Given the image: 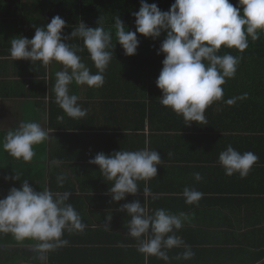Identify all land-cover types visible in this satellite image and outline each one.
I'll use <instances>...</instances> for the list:
<instances>
[{"label":"clouds","instance_id":"1","mask_svg":"<svg viewBox=\"0 0 264 264\" xmlns=\"http://www.w3.org/2000/svg\"><path fill=\"white\" fill-rule=\"evenodd\" d=\"M131 15L135 18V31L128 30L120 17H115L116 43L122 47L125 56H133L140 44L137 34L155 41L166 33L156 50L157 55L164 56L155 81L162 93L159 103L182 116L186 126L193 122L207 124L206 108L223 98L221 86L226 83V78L236 74L241 57L218 54L222 46L243 53L249 46V37L255 42L264 33V0H237L235 6L229 0H174L167 11H162L156 3L140 0L139 10ZM96 23L93 28L80 21L65 36L62 30L67 26L66 21L56 15L46 26L35 27L31 39L23 36L10 39L9 58L13 61H39L45 67L55 61L62 65V70L55 73L51 91L55 94V102L72 119L86 117L88 110L80 106L79 97L71 93L70 86L75 83L89 88L102 87L104 73L112 59L109 50L113 47L112 32L105 30L101 17ZM73 39L82 40L83 47L68 43ZM85 49L97 69L94 74L78 55ZM247 96L243 93L225 103L231 106ZM63 118L58 117L59 120ZM51 132L37 122H20L9 128L0 140V148L17 160L29 162L35 156L33 146L48 139ZM258 159L251 151L241 153L229 145L220 152L218 163L226 176L238 173L243 179ZM161 162L160 152L151 150L147 140L143 149H120L110 154L99 152L88 160L90 165L98 167L107 183L111 182L107 194L112 202L125 201L128 195L135 196L141 192L138 182H145L143 204L134 199L117 209L130 217L126 235L136 240L137 251L143 254L145 264L152 256L167 264L168 252L173 248L184 249L176 256L177 260H190L195 255L191 246L176 234L188 219L187 214L177 215L164 208L153 210L147 205L149 198H159L147 186V181L157 176V166ZM55 163L59 165L60 162ZM193 176L196 181L203 179L198 172ZM3 179L5 182L19 181L20 175H5ZM64 180L65 176H58V186L62 187ZM40 189L37 191L25 179L19 188L11 187L7 195L0 198V233L11 234L17 241H37L35 249L45 253L68 244L62 239L65 231L82 232L86 225L73 205L67 203L70 192H53L48 187ZM180 195L186 204L197 205L204 193L185 187ZM111 218L106 220L108 229ZM119 246L126 247L124 244Z\"/></svg>","mask_w":264,"mask_h":264},{"label":"crops","instance_id":"2","mask_svg":"<svg viewBox=\"0 0 264 264\" xmlns=\"http://www.w3.org/2000/svg\"><path fill=\"white\" fill-rule=\"evenodd\" d=\"M11 2L12 0H0V139L9 128H14L20 122H37L52 131L45 144L40 143L35 149L45 161L42 163L46 170L45 175L49 176L53 171V175L66 176L62 188L70 186L74 189L71 192L66 190L71 193L67 203L73 205L81 216L82 223L86 225L82 232H64L62 239H66L68 244L54 250L55 264H145L143 254L137 251L136 240L126 235V224L130 217L124 212L117 211L121 204L134 199L140 200L143 204L142 191L135 196L128 195L125 201L112 202L111 196L107 194L111 182L108 184L98 167L90 165L88 160L99 152L110 154L120 149L129 151L143 149L146 140L148 147L160 152L162 157L161 164L157 166V176L147 181V186L159 198L167 197L171 202L170 206L176 211L174 213L178 215L184 212L188 216L183 222V227L187 222L189 231L180 233V229L176 234L191 247L197 245L206 249L210 247L223 250L222 254L234 247L238 248L234 242L235 222L231 221L232 217L229 221L230 211L227 212L228 220L221 226L217 219L211 220L210 216L209 220L207 219L202 204L191 207L180 194L185 187L195 188L204 193L203 198L208 201L210 207L214 201L220 200L230 204L236 199V202H239L244 198L245 200L237 206L242 212L243 220L239 232L247 242L244 249L250 250L253 254V264H264V193L248 192L256 186V182L264 179L263 166L256 162L248 176L241 179L238 173L231 177L226 176L218 163L220 152L226 150L229 145L241 153L251 151L259 159H263L264 142L260 137L264 136V128L257 126L260 131L254 133V126L250 125L247 128L248 122L241 119L244 118V114L240 113L241 115L236 118L230 110H226L223 116L219 114L218 108L205 112L207 124L198 125L193 122L186 126L182 116H178L159 102H150L154 105L152 110L146 111L145 130H129L131 119L126 117L120 119L109 110L107 104L105 106V102L111 93L116 92L111 88L120 90L122 96L126 98L129 97L128 93H131L132 97L136 90L141 88L138 75H126L130 70L139 71V67L136 68L137 61L130 56L127 62L130 64L129 67L126 66L127 63L119 64L117 67L115 61H110L104 73L105 81L109 82L108 88H89L75 83L70 86L71 93L79 97L80 106L88 111L86 117L75 121V126L83 127L75 133L77 137H63L62 135L72 134L74 131L67 130V133H63L50 118L55 100L51 88L55 83V73L62 70V65L53 61L45 67L39 61L31 63L27 60L13 61L9 58L10 39L16 36L31 39L35 33L27 32L25 18L16 19L19 22L15 24L18 27L17 32L15 28H11L12 20L3 17L4 9L10 8ZM82 61L93 74L96 73L97 69L89 58V53ZM147 66L150 68V65ZM115 74H120L127 85L125 82L117 84ZM150 82L148 81V87L158 89L153 80ZM44 83H47V86ZM123 97L121 99L123 104H131L129 99ZM136 109L138 112L135 114L137 117L135 122L137 127H141L144 108ZM221 119L224 121L223 124L220 123ZM249 119L257 120L254 117ZM162 127H165L164 131ZM52 147L57 159L63 158V162L57 160L60 162L59 165L52 160ZM110 150L112 152H109ZM168 153L172 155L169 156ZM197 172L203 177L201 181L194 179L193 173ZM138 185L142 189L145 182L139 181ZM1 195L0 192V198ZM159 198L155 200L149 198L148 207L154 210V205L160 206L162 200ZM217 209L216 207L215 211ZM212 210L213 207L210 211ZM109 217H112L109 221L110 229L106 227V220ZM222 232L224 234L221 239L225 240L220 242L219 235ZM207 238L208 241H215L218 244H206L203 240ZM37 243L34 241L32 244H18L13 241L0 244V264H49L47 260L49 251L40 255L35 249ZM120 244L126 247H120ZM181 250L184 251L183 248ZM179 253L181 252L171 254L169 251L170 259L167 264H183L182 259H176ZM223 257L228 264V258L224 254ZM148 264L166 262L152 256Z\"/></svg>","mask_w":264,"mask_h":264},{"label":"trees","instance_id":"3","mask_svg":"<svg viewBox=\"0 0 264 264\" xmlns=\"http://www.w3.org/2000/svg\"><path fill=\"white\" fill-rule=\"evenodd\" d=\"M147 2L156 3L162 11H167L174 0H147ZM229 2L234 6L237 4V0H229ZM139 7L140 0H27V2H24L23 0H12L10 8L4 9L5 13L3 14V17L10 18L12 20L10 22V26L11 28H15V32H17L16 28H18L15 24H19L16 19L25 18L27 22L26 29L27 32H29L35 31V27L46 26V24L49 23L54 16L59 15L66 21L67 26L62 30L65 36L69 35L73 30V26H78L80 21L85 22L88 27H96V22L101 17L105 30L110 29L112 32L113 47L109 50L112 51L111 61H115L114 63H116V66L118 67L119 64L127 63L130 56H125L122 47L119 45V43H116V30L114 27L115 17L119 16L120 19L125 23L128 30L135 31V18L131 15V13L138 11ZM165 35L166 33H162L157 40L153 41L151 38H146L141 34H137V38L140 41V44L138 46L137 53L131 57L133 60L137 61L136 68L139 67V71L130 70L127 72V74L125 71V74L127 76L138 75L140 79L141 88L136 90V94L131 97V93H128L129 97L126 98L122 96L120 90L110 87L112 91H116L117 93L113 92L109 95L105 102V106L107 104L109 110L114 114H117L120 119L125 117L127 119H131L132 123L129 130H145L144 119L146 117V111L147 109L149 111L152 110L154 105L150 102H159V97L162 95L159 89L151 88L147 85H149L148 81L149 83H151V80H153L154 82L156 81V78L158 77L162 68V60L164 56L163 54L157 55L156 50L159 48L160 42L165 38ZM248 41L249 46L243 53L239 52L235 48L227 49L222 46V48L220 49L218 53L220 55L230 53L233 56L241 57V59L237 66L235 76L233 78H226V83L221 86L224 90L223 98L220 101H214L206 108L205 112H209L211 109L218 108L219 114L221 113L223 116L225 115L224 111L226 110H230L231 114L236 116V118L237 116L244 114V118L241 119H243V121L245 122H248L247 128L250 127V125H253L254 133H258L260 129L257 126L264 128V33L260 34L259 40L253 42L249 37ZM68 43L83 47V42L80 39H73L68 41ZM78 55H80L81 59H83L88 55V52L85 49L82 52H78ZM147 65H150V68H148ZM152 65L155 66L152 67ZM126 66L129 67L130 64L127 63ZM132 67L135 66L132 65ZM115 76L117 77V84L125 82L121 79L120 74H115ZM108 83V81H105L103 86L100 88H108ZM44 85L47 86V83H44ZM243 93L248 94L246 99L237 100V102L231 106L225 103L227 99L238 97ZM122 97L129 99L131 104H123V100H121ZM136 108H144V117L141 121V127H137V124L135 122V120H137L135 114L138 112V109ZM131 114L133 115L131 116ZM60 116L64 117L63 120L58 119V117ZM253 117L257 120L249 119ZM50 118L52 123L57 124V127L63 130V133H67V130L74 131V133L72 134L70 133L67 135H62L63 137H77V134L75 133H78V131L83 128L81 126H75V121H77V119L69 118L58 106L55 100L54 104L52 105V111L50 112ZM67 122L72 124L68 125ZM220 123H224L223 119H221ZM120 125H122L121 121ZM164 129L165 127H162L163 131ZM5 134L2 135V139ZM260 139L262 140V142H264V136L260 137ZM117 142L118 141H116L115 143L117 144ZM42 143L45 144V141ZM35 147L36 145L33 146L35 156L29 162H25L22 159L17 160L10 156L7 152L3 151L2 148H0L1 198L7 195V192L11 187L15 186L19 188L21 183L25 179H28L30 185L37 191L41 190L40 188L43 187H48L53 192L63 193L66 190L70 192L74 191V189L70 186H67V188H62L56 183L57 177L63 174L53 175L52 171L50 172L49 176L45 175L46 170L42 165V163H45V161L38 155V150H36ZM109 152H112V150H110ZM52 160L56 162L57 160L63 162V158L57 159L53 151V147ZM257 164L261 167L263 166L262 171L264 172V158L258 159ZM14 173L20 175L19 181H4L3 176L13 175ZM80 190L83 191L82 188H80ZM140 190L142 191L143 188ZM248 192L252 194H263L264 179L256 182V186H254ZM159 200H162V204L160 206L154 205V209L164 208L172 213L176 212L175 209L170 206L171 202L168 201L167 197L160 196ZM205 200V198H202L197 205L202 204V208L207 213L208 220L210 216L211 220L217 219L222 224L221 226H223L224 222L228 220L227 212L230 211L229 221L232 217L231 221L235 222L234 230H236L234 231V242L236 243L238 248L234 247L232 249H229V251L223 253L229 260L228 264H253V254L250 250L244 249L247 245V242L243 239L241 233L239 232V229L243 225V220L242 212L237 206H239L240 202L245 199L241 198L239 202H236V199L234 202H230V204H225L220 200L214 201L212 203V212L210 211L212 207H210V205H208V201ZM189 206L194 207V205ZM191 207L189 210H191ZM216 207L218 209L215 211ZM185 224L186 226H182L180 233L189 231V229L187 228V222ZM223 234L224 232L220 233L219 235L220 242H223L225 240L221 239V236ZM204 237H206L205 234ZM208 239L209 238L204 239L203 242H205L206 244H218V242L208 241ZM13 241L18 244H32L34 242V240L30 239L19 242L11 234L0 233V244L6 242L12 243ZM191 248L195 255L190 260L182 259L183 264H226V261L222 254L223 250H215L210 247L206 249V247H200L198 245L197 247ZM179 251L183 252L181 248H173L172 250H170L171 254H175ZM54 255V250L49 251V253L47 254V260L49 264H55Z\"/></svg>","mask_w":264,"mask_h":264},{"label":"rangeland","instance_id":"4","mask_svg":"<svg viewBox=\"0 0 264 264\" xmlns=\"http://www.w3.org/2000/svg\"><path fill=\"white\" fill-rule=\"evenodd\" d=\"M39 254H40V255H42V253H41V252H39Z\"/></svg>","mask_w":264,"mask_h":264},{"label":"water","instance_id":"5","mask_svg":"<svg viewBox=\"0 0 264 264\" xmlns=\"http://www.w3.org/2000/svg\"><path fill=\"white\" fill-rule=\"evenodd\" d=\"M27 264H29V263H27Z\"/></svg>","mask_w":264,"mask_h":264}]
</instances>
